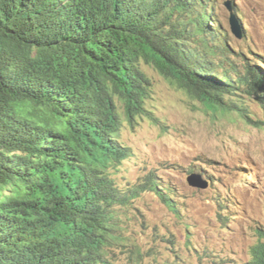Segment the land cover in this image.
Returning a JSON list of instances; mask_svg holds the SVG:
<instances>
[{"label":"trees","instance_id":"obj_1","mask_svg":"<svg viewBox=\"0 0 264 264\" xmlns=\"http://www.w3.org/2000/svg\"><path fill=\"white\" fill-rule=\"evenodd\" d=\"M213 8L214 0H0V264H111L120 207L148 191L177 212L152 173L117 185L113 172L133 155L120 141L121 117L146 112L141 64L212 111L241 112L223 102L236 91L264 103L257 65L217 72L232 61ZM259 233L244 264H264Z\"/></svg>","mask_w":264,"mask_h":264},{"label":"rangeland","instance_id":"obj_2","mask_svg":"<svg viewBox=\"0 0 264 264\" xmlns=\"http://www.w3.org/2000/svg\"><path fill=\"white\" fill-rule=\"evenodd\" d=\"M226 1L241 25V39L231 33ZM212 15L232 61L217 72L233 66L242 74L247 63L264 71V0H214ZM222 59L212 57L213 64ZM141 67L151 81L146 112L132 122L121 117L120 141L133 155L112 175L122 189L154 174L170 189L165 194L177 212L148 191L120 207L118 240L107 247L106 259L111 264L246 263L259 230L264 231V103L236 91L223 102H233L241 112L212 111L152 66ZM191 175L206 187L190 186Z\"/></svg>","mask_w":264,"mask_h":264},{"label":"water","instance_id":"obj_3","mask_svg":"<svg viewBox=\"0 0 264 264\" xmlns=\"http://www.w3.org/2000/svg\"><path fill=\"white\" fill-rule=\"evenodd\" d=\"M225 7L227 8L228 12H229V24H230V30L231 33L238 39H241L243 36L242 33V29H241V25L233 11V7L231 5L230 1H226L224 3ZM195 178L194 175H191L187 178V182L190 186L192 187H201V188H205L206 184L201 185L200 182H198V180Z\"/></svg>","mask_w":264,"mask_h":264},{"label":"bare ground","instance_id":"obj_4","mask_svg":"<svg viewBox=\"0 0 264 264\" xmlns=\"http://www.w3.org/2000/svg\"><path fill=\"white\" fill-rule=\"evenodd\" d=\"M151 82V81H150ZM263 236V235H262Z\"/></svg>","mask_w":264,"mask_h":264}]
</instances>
